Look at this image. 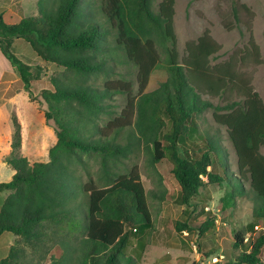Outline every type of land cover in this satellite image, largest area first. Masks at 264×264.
Masks as SVG:
<instances>
[{"label": "trees", "instance_id": "trees-1", "mask_svg": "<svg viewBox=\"0 0 264 264\" xmlns=\"http://www.w3.org/2000/svg\"><path fill=\"white\" fill-rule=\"evenodd\" d=\"M155 2L39 0L38 16L7 24L0 15V51L24 91L32 98V82L48 78L51 87L43 89L41 97L57 136L49 161L31 164L21 152L22 129L16 122L15 142L4 158L15 174L0 184V192L11 191L0 210V236L13 233L32 249L49 241L50 264H131L125 254L131 233L153 227L149 195L166 199L165 192L147 193L139 168L127 167L130 157L142 151L160 185L157 166L171 165L182 206L195 210L203 188L223 183L230 187L228 205L238 197L248 198L253 204L246 228L251 240L236 234L235 248L241 251L226 264H264V103L252 89L224 106L203 100L202 92L225 99L232 84L231 77L213 84L204 79L209 59L221 46L206 31L187 45L181 58L175 0H163L157 10ZM239 9L248 11L235 0L237 22ZM17 40L59 72L48 76L45 67L19 57L14 52ZM248 44L245 55L264 63L252 32ZM158 70L166 71L168 78L147 92ZM116 96L126 97L119 114L111 104ZM208 109L228 130L237 157L234 175L218 140L199 132L197 118ZM85 157L99 162L97 178ZM214 223L186 220L178 222L176 230L196 229L201 237ZM25 258L24 249L13 245L0 264H26Z\"/></svg>", "mask_w": 264, "mask_h": 264}, {"label": "rangeland", "instance_id": "rangeland-1", "mask_svg": "<svg viewBox=\"0 0 264 264\" xmlns=\"http://www.w3.org/2000/svg\"><path fill=\"white\" fill-rule=\"evenodd\" d=\"M162 1L156 0V10ZM234 1L175 0L174 29L181 58L186 56L187 45L191 42L196 43L206 31L221 46V50L209 59L208 68L204 70V79L210 84L220 77H231L233 81L229 85L225 99L222 96L202 92V99L215 106H224L228 100L230 102L240 100L247 89L256 92L264 103V63H257L252 55H245L249 49L248 43L252 32L260 48V56L264 59V0H240V4L246 6L248 11L239 9V22L234 17ZM38 2L39 0H0V15L7 24L18 23L24 18L39 15ZM14 52L30 64H40L45 67L48 76L59 72L56 66L42 63L30 45L23 40L15 42ZM0 64H2L1 60ZM119 72L128 76L125 68H121ZM130 77L135 79L133 74ZM167 78L166 71H156L150 79L147 92L157 89ZM50 87L47 77L33 81L32 98H30L17 75L9 76L3 82L0 88V109L2 108L3 111L0 113V159L4 160L15 142L16 122H19V119L14 107L10 103L6 104L15 95L18 94L20 103L24 99L25 103H30L34 107L33 111L39 114L41 129L48 127L55 131L53 123H48L46 120L47 104L41 97L42 90ZM137 90L136 84L134 95ZM111 104L112 109L119 114L126 105V97L116 96ZM26 110L31 111V108ZM214 113L213 109L205 110L197 118L198 129L202 135H209L218 140L226 153L228 169L234 175L237 172V157L229 140L227 128L216 122ZM54 146L45 142V145L41 146L40 151L36 153L38 162L48 161L49 152ZM33 150L31 139L27 140L25 152L31 154ZM260 153L264 156V146ZM85 158L90 172L94 178H97L100 171L99 162L96 161V157ZM130 158L127 167L131 169L137 166L139 168L146 192H165L166 194L164 201L149 195L148 202L153 215V227L144 232L138 230L136 233H131L130 246L125 250L126 258L132 259L131 264H226L229 261L234 262L241 251L235 248L236 234L244 233L245 242L251 240V233L246 229L252 221L253 204L250 200L246 197H238L233 205H228L226 201L230 187L227 183H223L203 188L200 196L196 198L198 208L193 210V207L182 206L178 203L181 188L170 172L169 163L157 166L163 178V184L160 185L159 177L147 164L145 153L138 151ZM212 219L215 220L214 227L201 237L196 229L193 233L176 230L178 222L183 223L187 220L194 224H202ZM48 244L50 242L45 241L32 249L22 237L10 232L4 233L0 236V260L7 258L10 248L15 245L17 248L24 249L26 258L23 262L26 264H50L51 255H46Z\"/></svg>", "mask_w": 264, "mask_h": 264}, {"label": "crops", "instance_id": "crops-1", "mask_svg": "<svg viewBox=\"0 0 264 264\" xmlns=\"http://www.w3.org/2000/svg\"><path fill=\"white\" fill-rule=\"evenodd\" d=\"M0 60L2 64H0V88L3 84V77L5 75L13 77L16 76L11 64L9 61L3 56L0 51ZM22 94V93H21ZM24 95L25 92H23ZM24 97V96H23ZM18 94L15 95L13 98L9 99L6 104L10 103L14 109L15 113L19 119V122L22 127V154L27 157L31 164L38 162L36 158V153L40 151V147L45 145V142L49 145L52 144L53 146L57 143V136L55 131L51 128H40L39 125V114L35 110L33 106L28 104L27 102L23 101L20 103L18 100ZM23 104V106H22ZM32 104V103H31ZM31 108V111L26 110ZM0 113H3L2 108L0 109ZM31 139V145L34 147V150L31 154L25 152V148L27 146V140ZM49 161V160H48ZM48 161H42L44 163ZM15 171L4 162L3 159H0V184L1 183H8L12 180ZM6 180V181H4ZM11 194V191H3L0 192V210L6 200V198ZM7 233V232H5ZM2 236V235H1ZM5 259V258H4ZM3 260V259H2ZM1 261V260H0Z\"/></svg>", "mask_w": 264, "mask_h": 264}, {"label": "built area", "instance_id": "built-area-1", "mask_svg": "<svg viewBox=\"0 0 264 264\" xmlns=\"http://www.w3.org/2000/svg\"><path fill=\"white\" fill-rule=\"evenodd\" d=\"M216 261H218V259H216Z\"/></svg>", "mask_w": 264, "mask_h": 264}]
</instances>
